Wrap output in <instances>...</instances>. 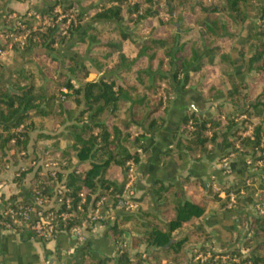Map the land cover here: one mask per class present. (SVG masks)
Segmentation results:
<instances>
[{"label": "trees", "instance_id": "obj_1", "mask_svg": "<svg viewBox=\"0 0 264 264\" xmlns=\"http://www.w3.org/2000/svg\"><path fill=\"white\" fill-rule=\"evenodd\" d=\"M10 13L0 15L1 26ZM59 14L64 15L60 21ZM17 19L29 32L22 44L0 56V74L12 58L18 67L8 73V83H0V164L19 149L25 162L12 176L20 192L1 197L0 208L32 206L42 198L45 208L36 209L53 215L50 238L14 225L21 242L44 244L60 232L103 225L116 246L113 256L94 257L85 238L79 264H189L185 248L199 244L204 250L211 240L204 227L207 215L235 212L238 229L246 228L243 246L249 252L243 256L229 249L237 258L232 264H264V214L246 210L264 208V184L256 190L252 177L221 185L224 198L212 192V180L207 194L204 182L189 176L179 177L178 185L155 180L133 211L118 206L127 162L138 165L172 100L189 89L202 102H222L211 115L184 111L172 155L183 151L193 161L213 154L219 160L249 157L257 170L262 163L264 172V0H46ZM142 28L146 35L137 37ZM8 39L0 42L1 51ZM235 40V49L221 44ZM125 41L134 43V57L122 51ZM44 61L57 65L58 72L51 74ZM213 66L216 83L206 85L207 68ZM242 72L248 80L239 76ZM90 73L95 78L88 79ZM247 126L251 133L242 135ZM39 159L55 166L44 169L41 162L35 168ZM191 186L198 188L188 192ZM98 208L111 217L92 220ZM184 226V233L173 235ZM236 233L219 245L226 246Z\"/></svg>", "mask_w": 264, "mask_h": 264}, {"label": "crops", "instance_id": "obj_2", "mask_svg": "<svg viewBox=\"0 0 264 264\" xmlns=\"http://www.w3.org/2000/svg\"><path fill=\"white\" fill-rule=\"evenodd\" d=\"M45 1L0 0V15L8 11L22 14L28 10L39 8ZM44 21L47 20L44 19ZM1 23L2 18H0V26ZM14 61L15 58H12L10 66L0 74V83H8L10 80L8 73L18 69L16 63L13 65ZM12 65L13 67L10 70L9 68ZM187 92L188 94L181 93L172 100L171 110L160 130L151 136L142 148L140 161L135 167L137 177L134 184L127 189L124 184L122 192L127 193V196L135 202H140L143 199L148 193L146 186L155 180H159L163 184L178 185L179 177L189 176L190 180L200 179L204 182V185L207 183L209 186L207 181L212 180L211 185H214L217 176H219V159L214 154L205 157L201 161H193L183 151L172 155L175 152V132L179 129L180 119L184 111L196 110L201 114L206 113L209 115L214 113L210 112L208 108V104L214 103L213 101L202 102L195 90L189 89ZM229 164L231 174L227 177L228 184L238 181L239 178L257 176L258 171L253 167L252 160L249 157H230ZM119 182L122 183V179ZM3 186H5V189H2L1 195L5 198L20 192L18 188L9 185L8 182H3ZM193 187L198 188V186ZM207 189L205 192H207ZM235 214L237 213L207 215L204 227L211 235V245L218 246L220 241L228 240L232 231H236L237 235L242 234L241 230L238 229ZM83 232L90 242L91 254L94 257L104 259L113 256L116 246L113 241L104 235L103 225L93 227L88 231L83 230ZM177 233L178 230L173 235ZM123 237L127 240L130 235L124 233ZM238 241L237 237H233L232 241L224 248L229 250ZM80 247L81 242L76 239L73 233H57L53 239L41 244L34 240L21 242L14 232L0 229V264H79L81 258ZM143 249V246L138 248L139 251H143Z\"/></svg>", "mask_w": 264, "mask_h": 264}, {"label": "rangeland", "instance_id": "obj_3", "mask_svg": "<svg viewBox=\"0 0 264 264\" xmlns=\"http://www.w3.org/2000/svg\"><path fill=\"white\" fill-rule=\"evenodd\" d=\"M98 0H94V2H96ZM55 12L59 13L60 11L57 9ZM26 13V12H25ZM25 13H22V14H19V13H15V12H12L10 13L7 17H6V27H3V26H0V42L4 39V38H7L8 36V42L5 46V50L4 53L1 55V56H6L8 51L12 48V46L14 44H22L23 41H25V36H27L28 32H29V29H24L25 27L23 26H20V23L18 21V16L19 15H23ZM39 18V17H36V19ZM64 18V15L63 14H59L58 15V21L62 20ZM12 21V23H11ZM48 23V20L47 21H43L42 24H47ZM20 28L22 31H16V28ZM36 27V24L33 25V29ZM61 27H63L61 25ZM185 27V25H184ZM6 28L8 29L9 28V33L7 34H4V31H6ZM147 33V29L146 28H142L141 30H138L137 31V37H140V36H144L146 35ZM236 41L235 40L234 42H230V41H225L223 43H221L223 46H225V48H227L228 46H231L235 49L236 47ZM122 51L125 53V55L127 57H134L135 56V52H136V47L134 45V43L132 42H129V41H125L122 45ZM44 65L47 67V70L51 73V74H56L58 72V66L57 65H54V64H50L46 61H44ZM142 64V63H141ZM140 64V65H141ZM109 65H111L109 63ZM208 71H209V75L207 77V80H206V85L210 84V83H216L215 81V77H216V68L213 66V67H208L207 68ZM239 76L241 78H244L245 80H248V75H244V73L242 72L241 74H239ZM243 76V77H242ZM95 78V75L93 73H90L89 76H88V79H93ZM65 92V91H64ZM222 101H217V102H214V103H211V104H208V108L210 110V112H214L215 111V107L217 105H219ZM228 108V106H225V109ZM21 128L22 126H20L19 128H17L16 131L20 132L21 131ZM252 131V126H247L246 130L242 132V135H248L250 134ZM14 140L15 139H12L10 142L11 143H14ZM61 145L64 144V142L62 141L60 143ZM30 146V144H29ZM40 148V147H39ZM37 151H39V149H37ZM1 154V153H0ZM24 155V150L23 149H19L18 151L16 152H13V157H10L9 158V161H7L6 163L1 161V164H0V194L2 192V189L4 188L5 189V186H3V182L5 183H9V185L11 184V186L15 187V184L12 183V176H16L17 173V169H20V168H23V164L25 162L24 159H21L19 160V157ZM38 156H40V154L38 153L37 154ZM42 162L43 164V168L44 169H51L55 166V164L53 162H50V161H45L43 162L42 160L39 159V162L38 163H35V168L38 166V164H40ZM257 165L261 168V170H263V164L262 163H257ZM257 170V169H256ZM260 169L257 170L258 173L256 174L257 176L253 177L254 178V183H253V187L257 190L259 189V185L260 183L264 184V172L261 171ZM135 168L133 170V181L131 182V185L134 184L135 180H136V174H135ZM40 175H42L41 172H39ZM115 176L122 181H124V178L122 177V174L120 173V171L118 170H115ZM126 176H127V173H126ZM127 179V178H125ZM127 181V180H126ZM125 181V183H126ZM228 179L227 177H224L223 178V182L220 184L217 179L215 181V184L214 185H211V188H212V192H216L218 194L219 197H222L224 198L225 197V193H224V190L222 189L221 185H228ZM194 190V187H189L187 189L188 192H191ZM198 190V189H197ZM204 194H207V192L204 191ZM229 196V194L227 195ZM1 197H3V195H1ZM198 198V196L196 197ZM2 199V198H1ZM135 202V201H134ZM136 204V202H135ZM136 207H137V204H136ZM262 208V207H261ZM260 209H258L257 207H255L254 205H249L246 210H249V212L252 213V215H255V216H258V215H263L264 212ZM264 209V208H263ZM109 213V212H108ZM108 217V215H105V217H102V220L106 219ZM188 227H183L181 228V230H178V233L177 234H182L184 233V231L187 229ZM241 233L240 235H237L234 237H237V240H239L238 242H236L237 244H235V246L232 248H235V249H239L242 253H243V256H246L247 253L249 252V249L248 248H244L243 246V242H244V235L247 233L246 231V228H241ZM263 240V238H262ZM196 246V247H195ZM195 246H188L185 248L186 250V255H187V258H188V262L189 264H195V261L193 260L194 256L196 254H200V255H205L206 258L209 259V261H219L220 264H232L233 261H237V258L234 257V255L232 256L231 253L229 252L228 249H225L224 247H221L220 245L218 246H213L210 244V242H206L204 243V250L200 248V245L198 244H195ZM194 247V248H193ZM193 249H195V252H193ZM134 251H132L133 253ZM207 259V260H208Z\"/></svg>", "mask_w": 264, "mask_h": 264}, {"label": "built area", "instance_id": "obj_4", "mask_svg": "<svg viewBox=\"0 0 264 264\" xmlns=\"http://www.w3.org/2000/svg\"><path fill=\"white\" fill-rule=\"evenodd\" d=\"M26 37V36H25ZM4 53V51L0 50V56ZM128 169H127V181L125 183L126 189L131 186V182L133 181V170L134 166L131 162H127ZM219 169L221 170V174L224 177L230 176V168H229V158L224 157L219 160ZM136 174V172H135ZM234 195L232 193L229 194L228 199L229 202H234ZM0 200H1V194H0ZM34 208H33V207ZM23 206V205H17V204H9V206L1 207L0 208V229L11 231L15 233V226H26L29 227L37 236L42 238H50L51 234L53 232V226H52V218L53 215L51 213L44 214L41 210V208H45L46 206V200L42 198H36L33 201V204ZM118 206L120 209H123L125 211H133L136 208L135 202L127 196V193H123L121 195L120 200L118 201ZM258 209L261 207L258 205H255ZM38 208V209H36ZM36 209V210H35ZM261 210L264 212V209L261 208ZM91 219H101L102 217H105V215H108V217H111L110 213H102L100 209H96L93 214H90ZM62 216H65L62 214ZM3 218H9V221L2 220ZM72 233L75 235L76 239L79 242H82L85 240L86 236L83 232V225L79 228H75ZM196 247V246H195ZM194 248V247H193ZM193 252H195V249H193ZM207 257V256H206ZM205 255L196 254L193 258L195 261V264H203L209 261L208 258H206ZM208 259V260H207Z\"/></svg>", "mask_w": 264, "mask_h": 264}, {"label": "water", "instance_id": "obj_5", "mask_svg": "<svg viewBox=\"0 0 264 264\" xmlns=\"http://www.w3.org/2000/svg\"><path fill=\"white\" fill-rule=\"evenodd\" d=\"M205 187H206V189H207V187H208V184H207V183H205Z\"/></svg>", "mask_w": 264, "mask_h": 264}]
</instances>
